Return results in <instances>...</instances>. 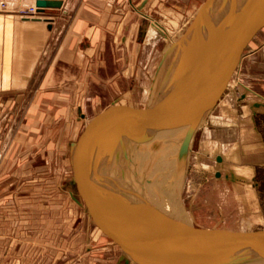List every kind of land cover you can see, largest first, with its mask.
I'll return each instance as SVG.
<instances>
[{
	"label": "crops",
	"instance_id": "0c3cea01",
	"mask_svg": "<svg viewBox=\"0 0 264 264\" xmlns=\"http://www.w3.org/2000/svg\"><path fill=\"white\" fill-rule=\"evenodd\" d=\"M36 1L0 0V264H43L35 254L50 247V242L38 235L48 229L49 205L56 204L58 209L53 211L57 210L58 218L65 217V202L56 201L59 197L50 200L49 175L43 170L50 162L55 164L56 157L65 155L66 150L70 177L56 185L64 191L65 186L71 187L73 205L90 219L75 187L82 184L76 180L73 164H77L80 138L90 119L86 106L93 99L103 103L107 99L104 92L94 94V89L120 90L125 86V73L136 68L141 73L143 55L158 38L151 33L150 11L162 0H146L141 10L144 0H62L63 8L45 13L52 21L18 15L20 8ZM257 58L248 66L255 77L251 87L255 95L264 96V47ZM163 62L144 81V112L150 86ZM29 88L37 92L29 101L23 96H7ZM24 100L27 107L17 121L15 109ZM50 135L54 137L52 142ZM211 141L216 149L226 145L224 155L217 154L227 166L226 174L217 178L258 201L264 131L258 127L228 128ZM58 161L62 168L63 162L60 167ZM35 168L41 169V175ZM223 191L228 193L229 189Z\"/></svg>",
	"mask_w": 264,
	"mask_h": 264
},
{
	"label": "water",
	"instance_id": "95a60500",
	"mask_svg": "<svg viewBox=\"0 0 264 264\" xmlns=\"http://www.w3.org/2000/svg\"><path fill=\"white\" fill-rule=\"evenodd\" d=\"M62 6V0L36 1L39 12ZM263 28L264 0H206L185 36L166 49L152 115L132 128L135 115L112 113L123 103L118 99L104 112L111 127L97 125L90 134L94 145L85 157L92 172L82 175L73 162L76 180L100 176L106 185L125 264H264V259L241 263L217 253L198 228L199 236L181 197L191 143L209 103V82L228 67L231 75ZM238 237L264 257V238Z\"/></svg>",
	"mask_w": 264,
	"mask_h": 264
},
{
	"label": "rangeland",
	"instance_id": "374dc122",
	"mask_svg": "<svg viewBox=\"0 0 264 264\" xmlns=\"http://www.w3.org/2000/svg\"><path fill=\"white\" fill-rule=\"evenodd\" d=\"M168 2L165 3L162 0L158 2V6L154 10H149L151 12L149 19L152 21L151 33L152 36L158 38L152 40V48L143 55L142 61L144 62L141 65V73H137V68L134 72L125 73V86L120 90L94 89L92 91L94 94L104 92L103 95L107 97L104 101L108 104L99 99H93L86 106L90 119L86 122L87 131L80 138L78 156L79 170L83 175L89 174L93 170L91 164L86 163L85 157L87 148L94 145L88 141V136L99 121L103 125L102 128L111 127V123L104 120V112L115 101L122 99L123 103L119 102L117 104L119 107L112 109V113L119 110L125 112V115H135L137 121L132 122V128H138L143 124L142 120L144 121L146 116V111H143L144 102L142 99L145 89L144 81L146 82L151 71L163 62L166 57V49L170 44L178 42L185 36L206 0H169ZM172 5L177 7L172 8ZM21 10L22 8L18 10L20 16ZM196 12L197 14L194 15ZM146 27L148 26L146 25ZM156 33L157 35H155ZM263 47L264 28L240 55L219 99L205 115L203 125L197 129L181 178L182 201L185 206V199L187 204L185 209L190 211L197 231L199 232V228L205 236L208 235L209 241L217 253L241 263L264 259L260 250L251 249L245 240L238 237L241 234H252L264 238V168L260 169L258 173L260 187L259 200L257 201L255 197L251 198L250 195L243 193V189L241 190L239 187L235 189L232 183H225L224 179L217 178V172H221L222 176L226 174L227 166H224L223 162H219L217 157V154L222 156L219 155L220 152L224 155L226 145H220L219 149H216V144H213L211 140L218 135H223L228 128L240 130V128L256 129L258 127L264 131V96L254 94L256 90L252 89L251 82L255 77L252 74V69L248 67L250 63L258 60V52ZM34 91L33 88L15 90L12 95L7 96H23L29 101ZM36 93H34V97ZM213 100L214 94L209 92L208 107L212 105ZM26 107L24 100L16 107L14 119L20 121ZM260 107H263L262 111L259 110ZM128 108L134 110L132 114ZM53 138L50 135L49 141L52 142ZM65 144L67 145V138H65ZM50 158L52 160V157ZM56 158L60 161V167L61 161L63 162V167L59 168L55 160V164L50 162L48 169H44L43 173L49 175L48 188L51 202L55 197H59L56 201L61 204L65 202V217L64 219H60L61 216L58 218L57 210L53 211L58 209L56 204L49 205L48 229L46 228L44 233L40 232L38 235L49 241L50 247L36 252L35 259L43 261V264H123L121 235H117L119 226L113 214L108 189L102 178L89 176L90 179L85 180H88L87 183L81 182L82 185L78 183L75 186L83 197L84 206L93 211L92 216L88 219L84 210H78L69 198V190L72 188L67 185L64 191L56 185L57 181L67 182L70 177L68 151L66 150L65 155L62 154ZM41 172V169L35 168L36 174L41 175ZM225 187L229 189L228 193H224ZM188 211L187 215L189 216ZM98 228H103L106 231L108 229L107 232L112 240L102 235L99 237L96 233Z\"/></svg>",
	"mask_w": 264,
	"mask_h": 264
},
{
	"label": "bare ground",
	"instance_id": "6f19581e",
	"mask_svg": "<svg viewBox=\"0 0 264 264\" xmlns=\"http://www.w3.org/2000/svg\"><path fill=\"white\" fill-rule=\"evenodd\" d=\"M64 4V3H63ZM32 6H35L36 7V3L35 4H33ZM27 7H29V6H27ZM62 8H63V6H62ZM59 9V8H58ZM53 10H56V9H45V11L44 12H39L38 11V8H37V15H35V16H30V17H24L25 19H29V20H39V21H43V20H46V21H52L53 19H52V17L51 16H49V15H45V13L47 12V11H53ZM195 14H197V12L196 13H194V15ZM198 15V14H197ZM151 24H152V22H151ZM151 27V26H150ZM229 69H230V67H228L227 69H225V70H223L222 72H220V73H217L211 80H210V82H209V92H211L212 94H214V100H213V103H212V105L210 106V107H208V110L206 111V114L212 109V107L215 105V103L217 102V100L219 99V96H220V93H221V89H222V87H223V85H224V87L227 85V82H228V79H229V77H230V74H229ZM159 71H160V69H159ZM159 71L157 72V74H156V76H155V78H154V80L152 81V85L150 86V92H149V95H148V99H147V109H146V118L147 117H149V116H151L152 115V113H153V109H154V105H155V103H156V95H157V89H158V86H159V80H160V76H159ZM223 74V75H222ZM221 75H222V77H221ZM221 78V79H220ZM224 87H223V89H224ZM205 114V115H206ZM204 119H205V117H204ZM203 119V120H204ZM146 120V119H145ZM101 125V123H100V121L98 122V126H100ZM201 125H203V121L200 123V125H199V127L201 126ZM198 127V128H199ZM105 129H107V128H105ZM92 133V132H91ZM90 133V134H91ZM90 134H89V136H88V139H89V141H90ZM192 142H193V140H192ZM91 143H93L92 141H91ZM192 144V143H191ZM80 150V149H79ZM190 153V152H189ZM78 156H79V152H78V155H77V164H78ZM78 168H79V165H78ZM79 172L83 175V173L79 170ZM91 203V202H90ZM185 203V202H184ZM186 206V205H185ZM187 208V207H186ZM89 211L91 212V215L89 216V217H91L92 216V214H93V211L91 210V209H89ZM187 211H188V209H187ZM189 213V212H188ZM189 217H190V219H191V221L193 222V220H192V218H191V216H190V214H189ZM104 220V219H103ZM194 224V223H193ZM107 231H108V229H107ZM105 229H103V228H101V229H99L98 228V230H97V235L100 237L101 235L102 236H105V237H109L110 239H111V236H109V234H108V232H107ZM117 235H119L120 236V230H119V232L117 233ZM201 238H202V236L201 235H199ZM112 240V239H111ZM123 264H125L124 263V260H123Z\"/></svg>",
	"mask_w": 264,
	"mask_h": 264
},
{
	"label": "built area",
	"instance_id": "2783aa9c",
	"mask_svg": "<svg viewBox=\"0 0 264 264\" xmlns=\"http://www.w3.org/2000/svg\"><path fill=\"white\" fill-rule=\"evenodd\" d=\"M37 15V7L35 6H29V7H25L22 8L21 10V16L22 17H30V16H35Z\"/></svg>",
	"mask_w": 264,
	"mask_h": 264
},
{
	"label": "flooded vegetation",
	"instance_id": "af4514ba",
	"mask_svg": "<svg viewBox=\"0 0 264 264\" xmlns=\"http://www.w3.org/2000/svg\"><path fill=\"white\" fill-rule=\"evenodd\" d=\"M88 141H89V139H88ZM90 142V141H89ZM90 218V217H89ZM97 232V231H96Z\"/></svg>",
	"mask_w": 264,
	"mask_h": 264
}]
</instances>
